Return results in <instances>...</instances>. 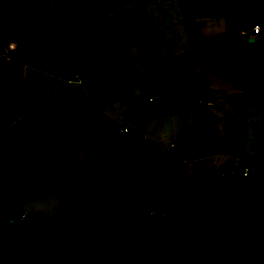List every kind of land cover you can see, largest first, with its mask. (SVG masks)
<instances>
[{
	"label": "rangeland",
	"instance_id": "obj_1",
	"mask_svg": "<svg viewBox=\"0 0 264 264\" xmlns=\"http://www.w3.org/2000/svg\"><path fill=\"white\" fill-rule=\"evenodd\" d=\"M152 1L123 0L117 5L101 7L100 0H94L84 15H72L66 22L51 21L46 45L41 48L39 44L28 42L26 47L30 53L26 60L14 62L13 53L10 55L12 60H4L6 74L0 79V102L17 110L7 125L21 114L33 113L43 117L48 126L42 139L33 146L17 148L16 138L7 141L0 177L86 179L89 168L96 162L94 176L102 178L115 171L114 162L83 148L79 142L95 144L111 154L124 153L115 145L116 134L113 132V127L121 122L123 107L119 103L103 104L97 83L92 78H80L78 85L67 83L73 72L80 74L81 55H94L96 47L86 44L85 35L114 14L140 4L147 8V27L162 22L171 26L158 39V49L154 45L157 58L152 66H147L146 73L150 78L145 88L141 84L145 63L139 57L141 48L136 43L139 37H145L141 31L142 21L126 24L127 29L119 30L118 41H128L125 48L128 58L126 66L120 58L113 60L118 67L110 68L113 73L109 77V90L123 97H145L144 127H134L126 121L123 125L131 130L128 135L133 133L167 153L163 164L172 195L166 197L151 189L141 196L131 188L110 186L106 197L111 202H126L136 213L114 238V251L107 248L102 263L88 261L87 264H133L141 259L153 247L163 223L170 235L183 224L191 223L190 198L202 187L203 177L207 180L218 170L235 178L241 194L254 202L252 213L264 227V178L259 176L264 172V83L253 82L245 90L236 89L208 70L201 50L194 51L192 62L180 59L188 50L189 40L179 2L164 0L163 5H155ZM5 14L16 13L6 10ZM253 19L242 25L231 18H202L195 20V25L203 37H212L226 32L238 33L240 26L249 27ZM116 54L121 55L117 48ZM159 68L163 69L158 71ZM191 68L194 75L190 74ZM185 84L197 98L209 96L213 103L204 105L207 141L198 158L186 164L179 157L182 139L198 132L199 128L196 115L182 109ZM244 99L247 100L238 108L237 103ZM5 127L0 123V132ZM233 134L245 135L243 151L238 152L231 139ZM172 143L175 147L169 148ZM63 145V159L57 161L54 155ZM235 156L249 162L247 178H242V168L235 170ZM227 161L229 163L222 168ZM101 209L100 203L93 211V222L101 219ZM22 215L25 217H21L23 222L30 215L60 221L63 219L61 199L54 194L45 199L37 198L30 188L23 196L19 218ZM81 216L79 209L70 212L65 226L73 235L79 232L80 244H88L96 240L91 227L93 222L78 221Z\"/></svg>",
	"mask_w": 264,
	"mask_h": 264
},
{
	"label": "trees",
	"instance_id": "obj_2",
	"mask_svg": "<svg viewBox=\"0 0 264 264\" xmlns=\"http://www.w3.org/2000/svg\"><path fill=\"white\" fill-rule=\"evenodd\" d=\"M123 0H100L101 7L117 5ZM94 0H0V44L17 43L13 60L20 62L29 55L27 43L46 45L49 24L56 19L68 21L74 16L86 14ZM184 15L188 35V50L180 59L192 62L194 51H203L208 70L238 90H245L252 82L264 83V33L252 44L238 33L226 32L212 37H203L195 25L202 18L252 17L264 25V0H178ZM15 11L18 22L7 19L3 11ZM129 21H144L147 31L148 12L145 5L122 10L96 30L85 35L86 44L96 47L93 56L81 55L80 78H92L103 104L119 103L123 107L121 121L134 127L145 124V97H123L111 93L110 66L114 59L127 63V56L119 50L118 31ZM140 57L147 66L156 60V51L150 37L139 41ZM116 48L121 55L116 54ZM163 68H159L161 71ZM6 74L5 62L0 63V79ZM191 75L194 72L191 68ZM150 77L141 78L146 85ZM206 96L203 102H207ZM237 103L239 108L241 103ZM182 109L193 112L198 122V132L184 137L178 158L185 163L198 158L207 141V120L204 104L185 84ZM17 110L0 102V123L7 125ZM48 122L33 113L21 114L18 121L0 132V172L3 165L7 141L16 138L17 148L33 146L39 142L47 129ZM115 145L124 153L111 154L103 148L79 142L83 148L108 157L115 164V171L102 178L94 176L97 163L89 168L86 179L62 178H18L0 177V264H87L101 260L106 245L116 238L136 211L123 201L111 202L106 197L110 186H123L136 190L141 196L155 189L163 196H170L169 181L164 172L163 160L167 153L151 142L131 133L119 136L116 127ZM238 152L243 151L245 135H231ZM130 144V145H129ZM64 145L54 155L62 161ZM229 161L221 167L224 168ZM209 173V172H208ZM264 178V172L259 173ZM203 185L190 198L192 221L169 234L162 224L153 247L133 264H264V227L252 213L254 202L241 194L234 177L221 174L203 177ZM32 188L40 199L54 194L61 199L63 218L80 210L78 221H92L93 211L101 203L98 222L91 227L96 240L80 244L75 235L58 221L42 215H30L12 227L19 218L26 190ZM66 216V218H65ZM21 217V216H20ZM77 221V220H76ZM87 221V222H88ZM9 227H12L9 230Z\"/></svg>",
	"mask_w": 264,
	"mask_h": 264
},
{
	"label": "crops",
	"instance_id": "obj_3",
	"mask_svg": "<svg viewBox=\"0 0 264 264\" xmlns=\"http://www.w3.org/2000/svg\"><path fill=\"white\" fill-rule=\"evenodd\" d=\"M155 5H163L162 3L163 2H165L164 0H153L152 1ZM141 5V4H140ZM3 15H4V17L5 18H7V19H11V20H13L14 22H18V17H17V15L16 14H5V11H3ZM222 19H227V18H222ZM231 19H235V20H237V21H240L241 22V24L242 25H245V24H243V22L244 21H246V20H248V19H253L252 17H242V18H231ZM199 20V19H198ZM139 22V21H138ZM138 22H136V21H129V22H126V23H124L123 25H122V27H120V29L122 28V29H127V27L128 26H124V25H128V24H130V23H138ZM142 24H143V26L141 27V31H142V34L145 36V37H139L137 40H136V43H137V45H139V41L140 40H142V39H144V38H146V37H150V39H151V43L153 44V45H155V47H156V49H158V47H157V43H158V39L161 37V35H162V33L163 32H165L166 31V29L167 28H169V27H171L170 25H169V23H164V22H162V23H154L153 25H149L148 26V28H147V31L145 30V27H144V22L142 21L141 22ZM257 23V21H254V19H253V22H252V24L251 25H249V27L247 26H240L239 27V32H238V34L240 33V31L241 30H246V31H249L250 30V28H251V26H253L254 24H256ZM172 25V24H171ZM119 29V30H120ZM219 35V34H218ZM118 36H119V31H118ZM119 38V37H118ZM205 38H207V37H205ZM127 42L128 41H125V42H117L118 44H120V48H119V50L121 51V53L122 54H124V55H126V53H125V48H126V46H127ZM154 47V48H155ZM142 51V49H140L139 50V55H140V52ZM95 52H96V48H95ZM95 52H94V54H95ZM157 53V52H156ZM93 56V55H92ZM127 57H128V54L126 55ZM140 57V56H139ZM156 58H157V56H156ZM14 62H16V61H14ZM125 66H126V64L127 63H123ZM112 66H114V67H118V64H116V63H114L113 64V62H112V64H111V66H110V68L112 67ZM125 66H122V67H125ZM150 66V65H149ZM152 66V65H151ZM158 67V66H157ZM146 70H147V67H146V65H145V73H146ZM110 72L111 73H113L112 72V70H110ZM113 75V74H112ZM5 78V77H4ZM111 79V78H110ZM253 83V82H252ZM145 86L146 85H144V86H142V87H144L145 88ZM198 99H200V102L201 103H203L204 105L206 104H213L212 103V101H211V99H209L208 100V102H203V101H201V100H204L202 97L201 98H198ZM146 100V99H145ZM148 101H151V99H148ZM145 105H146V101H145ZM197 119V118H196ZM16 120L18 121L19 120V118H16L15 119V121H12L11 123H9L8 125H6V127L5 128H7L9 125H11V124H13L14 122H16ZM198 123V122H197ZM145 125V124H144ZM184 137H186V136H184ZM184 137H183V139H184ZM183 139H182V141H183ZM181 145H182V143H181ZM171 146H173V147H175V145H173V143L172 144H170L169 145V148H171ZM181 147V146H180ZM204 147V146H203ZM247 155V154H246ZM247 156H249V155H247ZM249 157H251V156H249ZM189 162V161H188ZM188 162H186V163H188ZM185 163V164H186ZM2 167H3V165H2ZM22 218H25L23 215L21 216ZM18 218V219H16L15 220V224H13V226L12 227H14V226H16L17 224H20V223H23V220H22V218ZM26 217H28V216H26ZM62 221H65V219L63 218L62 219ZM12 227H9V230H11L12 229ZM79 232H75V237H76V239L77 240H81V238H80V235L78 234ZM114 240L115 239H112V240H110V242L106 245V248H105V251H104V255H103V257H102V259L101 260H98V261H95L94 263H96V262H98V263H102L103 261H104V257H105V254H106V249L107 248H110V250H112V251H114V245H113V243H114ZM113 247V248H112Z\"/></svg>",
	"mask_w": 264,
	"mask_h": 264
},
{
	"label": "built area",
	"instance_id": "obj_4",
	"mask_svg": "<svg viewBox=\"0 0 264 264\" xmlns=\"http://www.w3.org/2000/svg\"><path fill=\"white\" fill-rule=\"evenodd\" d=\"M263 33H264V25L256 23L253 26H251L249 31L241 30L239 34L241 36L247 37L248 39L253 38L255 40V38L262 36ZM16 49H17V43L16 42L6 44L4 47L0 46V57L3 59V61L4 60L5 61L12 60L10 55ZM67 83L68 84H73V85L80 84V75L77 72H73L71 74V79H68ZM116 129H117V134L119 136L127 135L131 131L127 126L123 125L122 121L117 123ZM172 147L173 146H171V148ZM233 159H235V167H234L235 170H238V169L242 168L243 171H242L241 176H242V178H247L249 176V174H248L249 166H250L249 162H247V160L240 159L239 156H235ZM239 166H241V167L239 168ZM244 166H246V167L244 168Z\"/></svg>",
	"mask_w": 264,
	"mask_h": 264
},
{
	"label": "water",
	"instance_id": "obj_5",
	"mask_svg": "<svg viewBox=\"0 0 264 264\" xmlns=\"http://www.w3.org/2000/svg\"><path fill=\"white\" fill-rule=\"evenodd\" d=\"M254 41H255V40H254L253 38L248 39V43H249V44H252ZM16 42L19 43V44H22V43L24 42V39H23L22 37L17 38V39H16Z\"/></svg>",
	"mask_w": 264,
	"mask_h": 264
}]
</instances>
